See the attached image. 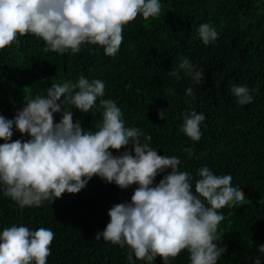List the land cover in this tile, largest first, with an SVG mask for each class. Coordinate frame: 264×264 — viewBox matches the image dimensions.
Segmentation results:
<instances>
[{
  "label": "trees",
  "instance_id": "16d2710c",
  "mask_svg": "<svg viewBox=\"0 0 264 264\" xmlns=\"http://www.w3.org/2000/svg\"><path fill=\"white\" fill-rule=\"evenodd\" d=\"M159 2L158 18L138 16L124 26L122 45L112 57L90 44L75 54L45 51L46 43L35 35L21 36L18 45L0 50V115L13 119L30 99L46 96L52 84H75L81 76L89 82L102 80L105 95L97 98L91 112L66 105L74 122L78 120L86 132L99 130L103 111L99 100L111 99L121 109L125 127L151 135V141L141 135V143H149L159 155L179 158L178 170L193 178V193L202 167L219 176L230 174L232 185L245 192V200L218 210L224 219L218 225L220 239L214 242L227 251L217 264H255L257 257L264 264V254L257 250L264 245V0ZM203 23L219 34L208 45L198 34ZM183 59L193 72L203 69V84L179 67ZM234 86H246L252 101L239 104ZM189 87L195 99L186 94ZM193 109L206 117L200 124L199 141L182 131V113ZM158 110H163V119ZM61 116L55 113V122ZM11 139L30 137L13 126ZM4 142L0 139V144ZM132 147L110 151L119 156ZM186 148L192 150L191 156ZM169 172L160 173L154 183ZM136 187L121 189L93 176L76 194L65 192L53 203L46 200L41 206L22 208L4 195L0 183V232L11 226L51 229L55 237L47 264H129L127 246L95 236L110 222L109 209L131 202ZM133 261L147 264L134 256ZM153 264L164 261L157 256ZM169 264H191L187 249Z\"/></svg>",
  "mask_w": 264,
  "mask_h": 264
},
{
  "label": "clouds",
  "instance_id": "9594fccd",
  "mask_svg": "<svg viewBox=\"0 0 264 264\" xmlns=\"http://www.w3.org/2000/svg\"><path fill=\"white\" fill-rule=\"evenodd\" d=\"M161 11L159 0H0V50L18 45L21 36L35 35L46 43L45 51L75 54L82 45L90 44L102 47L112 57L122 45L125 25L138 16L158 18ZM198 34L205 45L219 35L207 23L199 26ZM179 67L197 84L204 83L203 69L193 72L187 59ZM232 92L241 105L253 99L246 86H234ZM186 94L195 99L191 87ZM104 95L102 80L89 82L81 76L75 84H52L46 96L30 99L13 119L0 115V139L5 141L0 144L4 195L22 208L38 207L46 200L53 203L65 192H80L93 176L121 189L135 184L131 202L109 209L110 222L95 239L127 246L129 264H134L133 256L147 264L159 256L169 264L185 249L191 264H217L227 251L226 246L214 242L220 239L218 225L224 219L218 210L242 204L245 192L232 185L230 174L219 176L205 166L198 170L193 193V178L178 170L179 158L159 155L149 143H141V135L146 141L152 140L151 135L125 127L122 111L111 99L99 100V109H103L99 130L86 132L78 120L74 122L66 105L89 113ZM58 112L62 116L55 122ZM158 115L163 119V110H158ZM182 115V131L199 141L205 115L194 109ZM13 126L30 139L12 141ZM129 144L132 149L119 156L110 151ZM185 151L192 155L191 149ZM166 169L171 172L154 183ZM54 237L51 229L43 227L35 231L26 226L4 228L0 232V264H47ZM257 250L264 254V245ZM255 264H261L259 257Z\"/></svg>",
  "mask_w": 264,
  "mask_h": 264
}]
</instances>
